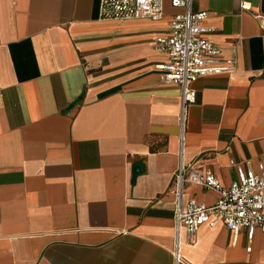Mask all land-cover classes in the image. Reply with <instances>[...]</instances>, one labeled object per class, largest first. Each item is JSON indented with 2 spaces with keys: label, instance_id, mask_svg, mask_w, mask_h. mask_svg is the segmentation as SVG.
Segmentation results:
<instances>
[{
  "label": "crops",
  "instance_id": "1",
  "mask_svg": "<svg viewBox=\"0 0 264 264\" xmlns=\"http://www.w3.org/2000/svg\"><path fill=\"white\" fill-rule=\"evenodd\" d=\"M263 1L193 5L235 68L193 84L183 208L219 198L199 174L228 187L232 162L264 164ZM99 8L0 0V264H175L181 91L155 40L185 10L167 1L159 22L105 21ZM181 251L191 264H264V231L249 241L204 225Z\"/></svg>",
  "mask_w": 264,
  "mask_h": 264
},
{
  "label": "built area",
  "instance_id": "2",
  "mask_svg": "<svg viewBox=\"0 0 264 264\" xmlns=\"http://www.w3.org/2000/svg\"><path fill=\"white\" fill-rule=\"evenodd\" d=\"M167 1L172 7L185 10L172 17L168 32L155 40L156 48L167 55V61L158 67L163 80L181 91V149L173 180L176 235L172 255L175 264H191L184 258L181 247L184 243L193 244L197 231L204 225L213 228L223 225L235 237L246 231L249 241L254 239L257 230L264 231V164L255 170L232 162L236 179L228 187L211 172L199 174L193 181L217 192L218 200L212 206L190 202L182 207L184 184L191 173L190 166L184 163V131L189 107L197 99L193 84L203 77L234 72L235 61H223L221 49L206 38L209 30L204 22L208 13L193 11L194 3L200 0H100L99 17L105 21L159 22L166 15ZM254 15L264 31V14L254 11Z\"/></svg>",
  "mask_w": 264,
  "mask_h": 264
},
{
  "label": "water",
  "instance_id": "3",
  "mask_svg": "<svg viewBox=\"0 0 264 264\" xmlns=\"http://www.w3.org/2000/svg\"><path fill=\"white\" fill-rule=\"evenodd\" d=\"M262 11H263V13H264V1H263V10H262Z\"/></svg>",
  "mask_w": 264,
  "mask_h": 264
}]
</instances>
